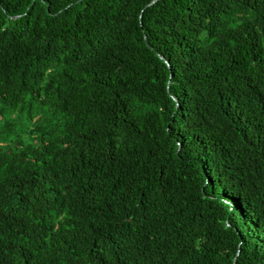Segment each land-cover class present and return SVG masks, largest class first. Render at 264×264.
Instances as JSON below:
<instances>
[{
  "label": "trees",
  "instance_id": "16d2710c",
  "mask_svg": "<svg viewBox=\"0 0 264 264\" xmlns=\"http://www.w3.org/2000/svg\"><path fill=\"white\" fill-rule=\"evenodd\" d=\"M0 264H264V0H0Z\"/></svg>",
  "mask_w": 264,
  "mask_h": 264
}]
</instances>
